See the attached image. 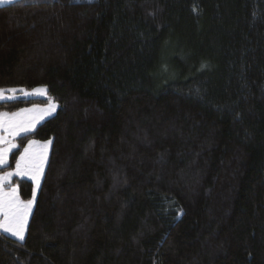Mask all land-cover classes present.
<instances>
[{
	"label": "trees",
	"instance_id": "trees-1",
	"mask_svg": "<svg viewBox=\"0 0 264 264\" xmlns=\"http://www.w3.org/2000/svg\"><path fill=\"white\" fill-rule=\"evenodd\" d=\"M39 86L0 101L58 103L0 264H264V0L0 5V88Z\"/></svg>",
	"mask_w": 264,
	"mask_h": 264
},
{
	"label": "snow or ice",
	"instance_id": "snow-or-ice-1",
	"mask_svg": "<svg viewBox=\"0 0 264 264\" xmlns=\"http://www.w3.org/2000/svg\"><path fill=\"white\" fill-rule=\"evenodd\" d=\"M11 2L12 0H0V3ZM8 91L15 92L17 90L9 89ZM52 107L54 108L55 105L53 104ZM30 130V127L17 124L8 113H0V133L7 134H0V165H7L8 153L12 148L16 147L15 144L11 143L8 137L14 138L21 132ZM45 147H47V145H45ZM28 153L29 149L25 148L24 155L16 162L15 171L7 172L3 176H0V215L3 216V219L0 220V231L10 233L21 241L24 239L27 217L32 208L33 200H28L26 202L21 201L16 188L13 187L10 192H4L3 185L13 175H31V178L36 181L38 185L40 165L43 163L44 158L41 157L38 163L36 159L29 156ZM34 197L35 190L33 191V198Z\"/></svg>",
	"mask_w": 264,
	"mask_h": 264
},
{
	"label": "rangeland",
	"instance_id": "rangeland-1",
	"mask_svg": "<svg viewBox=\"0 0 264 264\" xmlns=\"http://www.w3.org/2000/svg\"><path fill=\"white\" fill-rule=\"evenodd\" d=\"M12 1H15V0H12ZM4 4H6V3H0V5H4ZM9 89H16L17 91L11 92V91H8ZM37 90H41V91H37ZM3 96L10 97V99L17 98V97H20V96L21 97H41V98H46L48 96V93H47V88L45 86H39V87H37L35 89H25V88H21V89L20 88H8V89L6 88V89H2V88H0V99ZM53 104L55 105L54 108L52 107ZM57 109H58V103L50 100V101H48L47 103H44V104H34L32 106H29V107H22V108H20V109H18L16 111H13V112L11 111L12 113H10L9 116L12 117L13 120L17 124H19L21 126H25V127H30L31 128L30 131H33L39 123H41L45 119H47V118L51 117L52 115H54L56 113ZM30 131H27V132H30ZM17 138H16V141H17ZM10 141H11L12 144H15L16 147L12 148L11 151L8 153L7 165H0V176H3L7 172H14L15 171L16 162L20 159V157L22 155H24L25 148L29 149L28 155L34 157L38 163H39L41 157L44 158L43 159V163L40 165L38 185H37V182L34 181L31 178V175H13L3 185V191L4 192H10L13 187L16 188L21 201H25L26 202L28 200H33L32 208H31V210H30V212L28 214V217H27V223H26V228H25V232H24V239H25L26 232H27V226H28V223H29V219H30V216H31L32 211L34 209L36 197H37V194L39 192V189H40V186H41V183H42V179H43V176H44V172H45V169H46V166H47V162H48V159H49L50 148H51V140L50 139L49 140H39V139L30 140L23 147L22 151L19 153V155H18V157L16 159V162L13 165L9 164L10 155H11L12 151L18 147V144L16 143L15 140H12V138H11ZM45 145H47V147H45ZM17 178H25V179H28V180L33 182V190H32V194H31L30 198L23 199L21 197L20 186L18 184ZM34 190H35V197L33 198V191ZM2 219H3V216L0 215V220H2ZM0 232H2V231H0ZM2 233H4L5 235H7L9 237H12V238H15L17 240H20L17 237L11 235L10 233H7V232H2Z\"/></svg>",
	"mask_w": 264,
	"mask_h": 264
},
{
	"label": "crops",
	"instance_id": "crops-1",
	"mask_svg": "<svg viewBox=\"0 0 264 264\" xmlns=\"http://www.w3.org/2000/svg\"><path fill=\"white\" fill-rule=\"evenodd\" d=\"M21 91V90H20ZM6 99H10V97H6V96H3V97H1V99L0 100H6ZM13 112V111H12ZM12 112H10V111H5V110H3V111H0V113H8V115H10V113H12ZM26 132H21L19 135H17V136H15L14 138L13 137H8V139L9 140H11V138H12V140H15L16 141V138L17 137H19L20 135H23V134H25ZM0 134H2V135H7L6 133H0ZM16 143H17V141H16ZM6 146V145H5ZM10 163V162H9Z\"/></svg>",
	"mask_w": 264,
	"mask_h": 264
}]
</instances>
